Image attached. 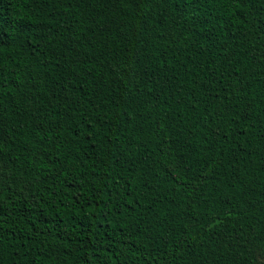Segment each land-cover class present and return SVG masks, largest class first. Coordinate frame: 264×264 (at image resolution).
<instances>
[{
  "label": "trees",
  "instance_id": "obj_1",
  "mask_svg": "<svg viewBox=\"0 0 264 264\" xmlns=\"http://www.w3.org/2000/svg\"><path fill=\"white\" fill-rule=\"evenodd\" d=\"M0 264H264V0H0Z\"/></svg>",
  "mask_w": 264,
  "mask_h": 264
}]
</instances>
